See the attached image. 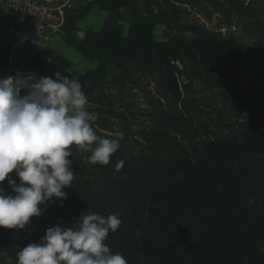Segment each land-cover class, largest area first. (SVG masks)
<instances>
[{
    "label": "trees",
    "instance_id": "16d2710c",
    "mask_svg": "<svg viewBox=\"0 0 264 264\" xmlns=\"http://www.w3.org/2000/svg\"><path fill=\"white\" fill-rule=\"evenodd\" d=\"M95 6L108 15L79 40L76 23ZM191 11L207 20L217 14L218 29L241 23L256 46L188 19ZM63 16L64 42L96 66L78 72L69 58L41 49L25 74L70 69L94 111L125 122L127 113L98 93L109 65L123 79L150 74L156 98L151 124L129 120L109 164H90L91 153L72 146L76 177L63 203L81 214L57 225L73 227L86 211L118 213L121 226L105 243L129 264H264V0H90L64 6ZM158 26L168 39H156ZM7 64L4 48L0 78ZM99 125L111 129L106 119ZM3 186L12 192L7 180ZM26 226L47 229L35 216ZM31 237L40 239L0 227V254L17 264Z\"/></svg>",
    "mask_w": 264,
    "mask_h": 264
},
{
    "label": "clouds",
    "instance_id": "9594fccd",
    "mask_svg": "<svg viewBox=\"0 0 264 264\" xmlns=\"http://www.w3.org/2000/svg\"><path fill=\"white\" fill-rule=\"evenodd\" d=\"M64 71L68 75L17 71L0 78V227L25 228L53 198L62 206L64 189L76 177L69 158L73 145L101 165L109 164L121 147L120 138L97 135L92 126L97 116L88 110L81 82L70 69ZM5 180L11 193L3 186ZM121 223L118 213L105 217L86 211L75 226L48 227L38 242L23 246L17 264H129L105 243Z\"/></svg>",
    "mask_w": 264,
    "mask_h": 264
},
{
    "label": "rangeland",
    "instance_id": "374dc122",
    "mask_svg": "<svg viewBox=\"0 0 264 264\" xmlns=\"http://www.w3.org/2000/svg\"><path fill=\"white\" fill-rule=\"evenodd\" d=\"M54 1H58V4L62 3L64 6H68V2L65 0ZM85 3L83 2L82 4L75 5L80 6ZM140 4L143 7L142 1L140 2ZM2 10L4 11L3 8ZM207 10L209 11L210 9ZM3 13L4 16H6L5 11ZM191 13V17H189L188 19L196 20L199 22V24L204 25L209 29H217L218 31H221L223 35L233 34L236 37L237 41L244 45L256 46L255 39L244 30L243 25L241 23H238L234 20L232 25H223L221 26V28L218 29L217 25L219 23V17L217 16V14H214L211 20H207L205 14L201 13L196 15L195 11H191ZM107 15V11L102 10L96 6L93 7L89 12L86 13L83 19L77 21L76 30L74 31L75 36L79 40H82L87 29H99L102 26V23L107 17ZM10 23L12 25L11 20ZM126 31L127 25L124 24V32ZM170 35V32L164 26H158L155 30V36L158 40H166L170 37ZM33 44L34 45H29L28 43L23 42L20 43L18 46L21 47L22 50H24L25 48H30L31 50L36 49L33 52V55L41 49L52 50L57 54L69 58L72 61L73 69L78 72L83 73L96 66V61L83 57L73 47L68 46L64 42L63 33L54 34L48 42H35ZM19 54L18 55L21 56V59L15 62L14 59H9V53L6 52L8 64L6 70L3 71L5 77L7 76L6 72H8V76L16 75L17 71H19L21 74L26 73V69L30 64L31 57L33 55L30 57V59H28L27 63H25L26 61L24 60H27V55L23 56L21 51H19ZM153 84V77L148 73L136 72L135 75L132 76V79H123L122 77H120L119 69L116 68L114 65H109L107 67V78L104 84L102 85L101 91L98 93L102 94V103L105 106H111L116 109L121 108L122 110H124V112H126L128 115V121L125 122L124 120L122 121L118 118H115L105 112V110L94 111L93 109L95 106L88 103V110L96 114L97 116V119L92 123L94 130L100 133L107 134V136L111 138H115L117 136L120 139L125 140V128L126 126H129L131 122L139 127L149 126L151 124V116L149 114H151V112L153 111L151 100L156 98L154 96ZM102 119H106V121L109 123L111 127L109 131H104L100 128L99 124L100 122H102ZM129 141H133V139L129 138ZM76 148L79 151H82V149H79L78 146H76ZM90 164L93 163L91 162ZM13 177L19 182L18 177H16L14 173ZM53 199L55 200L54 203H46L44 205H41V207L45 210L40 216H35L38 220L43 222V225L46 228L56 226V222L71 223L76 219L77 214H81V212L71 209L66 203L62 202L61 206L59 200H56V198ZM20 230L24 233H29L30 236H40L39 238H41L45 234L40 233L35 228L29 226H25V228ZM31 242H38V238L31 237L28 244ZM0 264H14V260L12 257L1 253Z\"/></svg>",
    "mask_w": 264,
    "mask_h": 264
},
{
    "label": "built area",
    "instance_id": "2783aa9c",
    "mask_svg": "<svg viewBox=\"0 0 264 264\" xmlns=\"http://www.w3.org/2000/svg\"><path fill=\"white\" fill-rule=\"evenodd\" d=\"M64 5L54 0H2L16 42H48L64 26Z\"/></svg>",
    "mask_w": 264,
    "mask_h": 264
},
{
    "label": "crops",
    "instance_id": "0c3cea01",
    "mask_svg": "<svg viewBox=\"0 0 264 264\" xmlns=\"http://www.w3.org/2000/svg\"><path fill=\"white\" fill-rule=\"evenodd\" d=\"M65 1L68 2V6L69 5L70 6H76L77 4H82L83 2L85 3L88 0H65ZM1 2H2V0H0V51L5 48L6 52L9 53V56H8V57H10L9 59L10 60L14 59L15 62H17L18 60L21 59L20 58L21 56H19L20 55L19 51H21L23 56L27 55L26 56L27 60H24V61H26L25 63H27L28 59H30V57L33 55V52L36 49L31 50L30 48L29 49L25 48L24 50H22L21 47L18 46V44L16 42V37H15L14 32L12 30V25L10 23V20H8L7 15L4 16V13H3L4 11L2 10V7H1ZM29 45H34V44H29ZM11 64H9V65H11ZM6 73L8 76V72H6ZM12 76H15V75H12Z\"/></svg>",
    "mask_w": 264,
    "mask_h": 264
}]
</instances>
